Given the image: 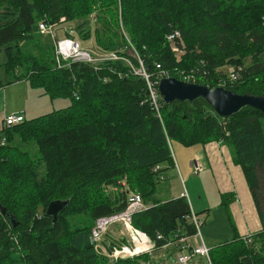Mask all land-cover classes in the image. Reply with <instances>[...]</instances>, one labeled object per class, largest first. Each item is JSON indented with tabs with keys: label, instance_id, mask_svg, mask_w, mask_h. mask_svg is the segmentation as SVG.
<instances>
[{
	"label": "trees",
	"instance_id": "1",
	"mask_svg": "<svg viewBox=\"0 0 264 264\" xmlns=\"http://www.w3.org/2000/svg\"><path fill=\"white\" fill-rule=\"evenodd\" d=\"M93 16L102 26L95 28L99 45L118 59L59 66L54 51L24 50L33 40L54 50L39 24L62 18L80 22L78 33L88 39L83 27ZM175 31L180 36L170 40ZM0 48L10 82L24 79L50 98L70 100L0 129V264H145L149 253L111 261L91 239L97 218L124 210L135 196L148 207L134 212V225L152 239L162 235L156 249L178 247L196 232L190 200L156 196L176 166L173 140L228 144L262 214L264 112L248 106L222 119L204 99L168 104L161 97L156 108L147 80L126 59L139 66V56L153 83L190 76L264 96V0H0ZM229 69L239 78L223 84ZM17 137L28 144H16ZM53 200L69 202L56 220L47 214ZM83 213L93 223L73 224L70 217ZM251 237L247 244L236 233L214 244L212 263L264 264V230ZM104 240L108 248L117 241L110 231Z\"/></svg>",
	"mask_w": 264,
	"mask_h": 264
},
{
	"label": "crops",
	"instance_id": "2",
	"mask_svg": "<svg viewBox=\"0 0 264 264\" xmlns=\"http://www.w3.org/2000/svg\"><path fill=\"white\" fill-rule=\"evenodd\" d=\"M16 111H23L25 117L28 118L26 115L29 110L27 111L24 108L9 110L7 113L0 110V129L3 128L4 118L10 113ZM197 145V147H194V151L188 152L189 149H187L185 152L181 150L180 152H182L181 165L183 169V181L185 180L184 174L189 177L190 181H193L192 168L195 172L193 162L201 164L203 167L202 170L195 172V174L202 172L198 178L203 184H206L207 186L206 189L202 188L200 190V192H202V194L199 196L200 206H197L194 203L193 197L191 196L189 190V192L186 191L185 193L183 190H173V194H170L168 197L171 198L186 195L188 198L190 197L189 200H191V205L193 201L195 206L192 205V207H195L194 210L206 211L203 213L204 217L200 215V218L203 222L201 231L207 242L212 246L228 237L223 236L220 232L216 231L214 224L216 222L215 213L217 212H220L221 215L225 217V220L229 222L233 236L236 233L244 236L264 230V201H262L261 214L256 206L255 199L241 166L236 164L234 161V153L232 148L228 144L216 139L209 140L205 144ZM261 184L262 189H264V184ZM203 197L207 198V201L204 204L201 203ZM208 198L210 199L208 200ZM109 231L110 236L115 241L122 240L123 237L120 235V225L112 226ZM108 240L111 241V239ZM190 243L192 245H198V242L194 238L190 239ZM169 249H174L177 253L179 251V248L172 244L166 247H159L153 251V254H150V262H145V264H168V258L166 257L165 253ZM191 264L197 263L192 260Z\"/></svg>",
	"mask_w": 264,
	"mask_h": 264
},
{
	"label": "built area",
	"instance_id": "3",
	"mask_svg": "<svg viewBox=\"0 0 264 264\" xmlns=\"http://www.w3.org/2000/svg\"><path fill=\"white\" fill-rule=\"evenodd\" d=\"M62 23L65 22V19L62 18ZM60 26L59 23H46L42 22L39 24V29L42 33L50 36L55 43V58L57 64L60 66L63 60H74V61H82L87 63H96L98 61H107L111 59H118L119 56L115 52H111L109 54L102 55L101 57L95 58L89 51L85 50L81 47V44L78 40H76L72 36H65L63 38H58L57 29ZM180 36L179 31L172 32L169 35V39L173 40L176 37ZM174 50L178 51V47H174ZM139 66L133 65V63L126 59L127 63L132 67V70L141 74L145 77L148 82L149 94L153 101V104L156 108L159 107V97L162 98L159 90L158 82L150 81V74L145 67L143 60L138 56ZM160 65H158L159 67ZM168 77V76H166ZM185 81L190 82V76H184ZM239 78V73L234 70H230L229 81L224 80L223 84L229 83L231 81H235ZM157 84V85H156ZM26 119L23 111H16L10 113L4 118L5 125H14L20 123ZM193 166L195 168V172H198L203 169L201 164L194 163ZM148 207V205L142 201L139 196H135L134 199L128 204V206L115 214L102 216L95 220L94 225L91 230V239L97 248H101L104 254L111 261H116L119 259L127 258V257H135L141 255L143 253L152 254L153 251L157 247V240L162 239V235L158 234L157 239H152L149 235L143 230L137 228L133 223V214L135 211L144 210ZM191 220L194 223L196 228V232L190 237H181L179 238V251L177 253V260L180 264H191V261L195 256H200L206 260L207 264H213L210 256V249L212 245L207 242L206 238L203 236L201 227H202V219L199 215L196 214L194 208L191 206ZM112 225H120L121 231L124 236H122V240L116 241V243H112L111 247L108 248L104 243L105 234L110 230ZM252 234L244 235V241L247 244L252 242ZM195 239L198 242V245H192L190 243V239ZM109 241V242H108ZM106 241L107 243H111L110 240ZM172 242L164 245V247L171 245ZM174 245V244H172Z\"/></svg>",
	"mask_w": 264,
	"mask_h": 264
},
{
	"label": "rangeland",
	"instance_id": "4",
	"mask_svg": "<svg viewBox=\"0 0 264 264\" xmlns=\"http://www.w3.org/2000/svg\"><path fill=\"white\" fill-rule=\"evenodd\" d=\"M76 23L77 21L59 23L61 25L58 26V29H57L58 38H63L66 35H68V33L73 34V37L80 42L81 47L89 51L93 56H95V58L101 57L102 55L106 56L105 54L110 53V52H106L98 43V40L96 38L95 28H98L99 30H101L102 26L97 23V20L94 16L91 17L90 26L85 25L83 27V28H88L91 31L90 38L88 39L81 38V35L78 33L79 29L77 28L80 22H78L77 24ZM71 30H73V33L70 32ZM41 35H43V38L45 39L46 37H50L47 34H44L42 32H41ZM51 41L52 43L50 41L49 42L53 44L54 50L50 49L49 44H43V42L41 41H39L38 44H36L39 46L40 49H35L36 48L35 40L31 42H25L23 44V47L25 51H31L32 49H34V54L38 56L48 55L50 54V52L53 53V51L55 53V43L52 38H51ZM7 62H8V56L4 48H0V110L1 111H4L5 113H7L9 110H13L16 108H24L27 111L29 110L26 116L28 118H34L42 114L48 113L50 111H53L55 109L65 107L69 104L70 102L69 99L50 98L48 95H45L42 93V89L32 88L29 82L26 80H21V81L17 80L15 82H10L11 77L6 71ZM226 71H228V69ZM15 143L18 145L28 144V143L23 142L19 137L16 138ZM197 146L198 145L188 146L178 140L172 141L171 147H172L173 154L175 155L176 166L168 170V174L170 175L169 178L167 180L162 181V183L158 186V191L156 193V196L158 198L163 199V200L169 198L168 196L170 194L171 195L173 194L172 193L173 190H183L184 193L186 191L187 192L190 191V194L193 197L194 203L197 206H200L199 196L200 194H202L200 190L202 188L204 189L207 188L206 184H203L201 180L198 178V176H200L202 172L195 174L194 169L192 168V175H193L192 180L193 181H190L189 177L185 174H184L185 180L183 181L182 180L183 169L181 165V153L182 152H180V150L185 152L187 151V149H189L188 152L194 151L195 150L194 147H197ZM28 147L29 146H27V148ZM182 155L185 156L184 154ZM262 183L264 184V179L262 180ZM114 192H112L113 195H114ZM209 199L210 198H208V200ZM260 200L261 202L264 201V194L262 193V190L260 191ZM193 201H192V205H194ZM206 201H207V198L203 197V200L201 203L204 204ZM195 211L202 212L204 210H199V211L195 210ZM200 215L203 216V213ZM70 218H71L72 223L75 225H83L84 223L85 224L93 223L89 215H85L84 213L79 214V215H72ZM215 219H216V222L214 225H215L216 231L220 232L221 235L223 236H228L227 238H225V240L231 239L233 235L231 233L232 230H231V226L229 222L225 220V217H223V215H221L220 212L215 213ZM112 226H119V225H112ZM120 233H121L120 234L121 236H124L122 231H120ZM176 250L169 249L168 251H166L165 254H166V257L168 258L167 259L168 264H179L177 260ZM193 261L196 262L197 264H207L206 260L200 256H195L193 258Z\"/></svg>",
	"mask_w": 264,
	"mask_h": 264
},
{
	"label": "water",
	"instance_id": "5",
	"mask_svg": "<svg viewBox=\"0 0 264 264\" xmlns=\"http://www.w3.org/2000/svg\"><path fill=\"white\" fill-rule=\"evenodd\" d=\"M37 29V27H35ZM158 90L164 102H194L204 99L214 111L225 119L241 112L246 107H253L264 112V96L252 93H238L222 86L215 88L195 82H188L173 76L163 77ZM68 201L53 200L47 207V214L57 219L58 214L66 209ZM13 225L17 221L13 219Z\"/></svg>",
	"mask_w": 264,
	"mask_h": 264
}]
</instances>
